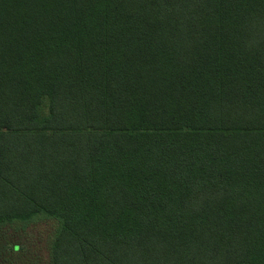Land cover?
<instances>
[{"label": "trees", "instance_id": "obj_1", "mask_svg": "<svg viewBox=\"0 0 264 264\" xmlns=\"http://www.w3.org/2000/svg\"><path fill=\"white\" fill-rule=\"evenodd\" d=\"M53 264H264V0H0V224Z\"/></svg>", "mask_w": 264, "mask_h": 264}, {"label": "rangeland", "instance_id": "obj_2", "mask_svg": "<svg viewBox=\"0 0 264 264\" xmlns=\"http://www.w3.org/2000/svg\"><path fill=\"white\" fill-rule=\"evenodd\" d=\"M61 222L48 215L0 224V264H53Z\"/></svg>", "mask_w": 264, "mask_h": 264}]
</instances>
